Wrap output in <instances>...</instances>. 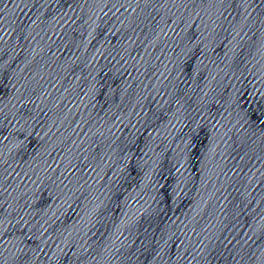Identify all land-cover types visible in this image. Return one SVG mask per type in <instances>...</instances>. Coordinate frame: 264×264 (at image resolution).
<instances>
[{"label":"water","instance_id":"water-1","mask_svg":"<svg viewBox=\"0 0 264 264\" xmlns=\"http://www.w3.org/2000/svg\"><path fill=\"white\" fill-rule=\"evenodd\" d=\"M0 264H264V0H0Z\"/></svg>","mask_w":264,"mask_h":264}]
</instances>
